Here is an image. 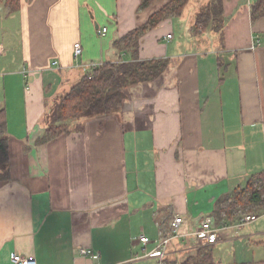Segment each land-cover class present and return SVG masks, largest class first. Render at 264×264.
Here are the masks:
<instances>
[{"label":"crops","instance_id":"1","mask_svg":"<svg viewBox=\"0 0 264 264\" xmlns=\"http://www.w3.org/2000/svg\"><path fill=\"white\" fill-rule=\"evenodd\" d=\"M173 1L144 8L143 0H21L12 14L0 5V112L9 147L0 163V264L13 254L38 264H130L179 217V261L207 250L216 264L220 238L205 248L187 239L207 218L233 225L223 241L243 238L247 226L226 215L220 223L215 212L220 199L264 172V16L252 22L259 0H221L222 33L196 35L198 14L214 0H190L181 16L143 34L136 52L114 47ZM134 57L169 67L129 88L121 111L73 122L77 132L36 145L60 92L94 67ZM135 232L151 243L140 244ZM247 240L235 243L257 247L263 258L239 264H264V228Z\"/></svg>","mask_w":264,"mask_h":264},{"label":"trees","instance_id":"2","mask_svg":"<svg viewBox=\"0 0 264 264\" xmlns=\"http://www.w3.org/2000/svg\"><path fill=\"white\" fill-rule=\"evenodd\" d=\"M157 0H143L142 7H148ZM9 9L10 14L19 10L21 0H0ZM190 0H174L171 5L154 14L146 25L114 42L115 48H130L136 52L139 48L140 37L159 26L166 18L181 16ZM221 0L207 5L200 11L195 22L193 32L198 35L210 29L218 34L222 33L224 25L219 20L222 14ZM264 16V0H259L251 8L252 22L255 23ZM166 60L140 61L134 57L132 62L105 63L93 69L90 73L74 85L66 94L62 95L48 113L44 116L46 134L36 142L37 146L45 145L53 139L67 137L79 130L73 122L93 118L105 114H114L122 110L127 99L129 88L158 80L168 69ZM6 113L0 112V163L6 162L8 157V139ZM9 174L3 175L7 179ZM261 180H260V179ZM257 181L262 182V190L255 187ZM264 172L250 178L246 187L224 196L217 202L215 216L218 222H223L226 215L229 220L238 218L239 208L247 209L251 206H264ZM167 264H215L212 251L198 250L195 256L179 261L178 256L167 260Z\"/></svg>","mask_w":264,"mask_h":264},{"label":"built area","instance_id":"3","mask_svg":"<svg viewBox=\"0 0 264 264\" xmlns=\"http://www.w3.org/2000/svg\"><path fill=\"white\" fill-rule=\"evenodd\" d=\"M107 32L108 30L104 28L102 31H99V34L104 36L107 34ZM172 39V35H168L165 38L166 41H171ZM82 53L83 50L81 44L74 45L75 57H80ZM95 68L96 67L92 68V70ZM260 218V214H239V218L235 226L241 228L246 225H251L257 222ZM183 221L184 220L180 217L173 219L169 225L168 231H163L160 234V240L157 242L155 249H153L151 252H145L141 257L137 255L131 261L156 259L158 264H167V260L171 259L172 256L174 257V255L177 254L175 247L178 245V240L180 237L179 233ZM232 226L233 225H227L224 223H222V225H216L214 219L207 218L201 222L199 228L195 232H192L187 237V239L188 241L195 243L197 247H212L218 243L219 234L223 231L231 229ZM137 239L138 242L143 246H147L151 243L150 239L146 235H141ZM80 254L86 257L94 256V252L90 249H82ZM97 257H99V255H97ZM11 264H38V262L33 257H24L18 254H13L11 256Z\"/></svg>","mask_w":264,"mask_h":264},{"label":"rangeland","instance_id":"4","mask_svg":"<svg viewBox=\"0 0 264 264\" xmlns=\"http://www.w3.org/2000/svg\"><path fill=\"white\" fill-rule=\"evenodd\" d=\"M0 5H5V4H4V2H0ZM191 7H192L191 5L188 6V9H190ZM173 18H176V17H173ZM174 20L175 19H172V21H174ZM176 22H178V20H176ZM168 23H172V22L170 21ZM18 24H19V21L17 19H13V24H11V27H12L11 31H12V40L15 42V45H16V38L15 37H17V35H18V33H17L18 29L16 28V27H18ZM14 28H16V29H14ZM175 31H176V34L178 35L180 29L178 30V28H176ZM67 92L68 91L60 92L59 96L64 95ZM127 95H128V92H127ZM49 110H50V108H49ZM255 187L261 191L262 187H263L262 182L257 181V183L255 184ZM238 210H239V213L241 215H244V214H260L261 212H264V206L263 205H256V206H251L245 210L241 209V208H239ZM238 218H239V216H238ZM238 218H234V220H236ZM234 224H237V221H235ZM246 226L247 227H245L242 231H240L239 234L243 238L239 239V240L223 241L226 238V235L224 233L225 231H223L219 234V238H220L221 243L219 246H217V248L215 250V254H214V256L216 258V264H239L240 262H246V261H250V260L255 261V262L257 261V263H259L262 261V258H263L262 252H260L257 247L252 249L251 246L246 247L243 245H238L235 242L238 241L244 245L248 244V240H247L248 234L257 231V229H259L261 227L264 228V222L260 221L256 225L251 224V226H248V225H246ZM135 234H136V236H140V232H135ZM147 235L151 236V234H149V233ZM240 250H242V252H240ZM144 253H142L141 251H137V253H135L136 254L135 256L138 255L141 257ZM130 264H158V261L156 259L140 260V261H133Z\"/></svg>","mask_w":264,"mask_h":264}]
</instances>
